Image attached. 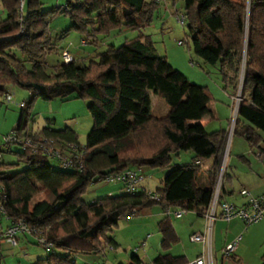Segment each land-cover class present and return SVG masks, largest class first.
<instances>
[{
    "label": "trees",
    "instance_id": "obj_1",
    "mask_svg": "<svg viewBox=\"0 0 264 264\" xmlns=\"http://www.w3.org/2000/svg\"><path fill=\"white\" fill-rule=\"evenodd\" d=\"M78 1L65 0L67 10L43 11L40 0H24L20 21L21 0H0L7 14L0 21V97L8 94L10 86L30 94L14 131L34 140L51 139L63 150L74 144L84 152L80 169L65 170L53 168L47 158L26 150L3 151L17 155L26 165L15 171L17 164L0 158L1 205L8 220H24L43 230L54 247L35 264H77V256L103 255L116 247L111 235L133 210L158 207L203 216L226 143L227 130L209 133L201 123L213 99L209 89L187 81L158 54L151 37L143 34L159 11L157 0ZM183 3L194 54L205 65H218L235 89L242 75L233 136L264 155V0ZM56 15L68 16L73 22L69 30L80 32L94 44L98 36L120 29L139 35L119 47L108 46L86 63L73 58L65 64L62 49L61 60L48 71L46 58L58 51L49 29ZM149 93L164 100L169 108L166 115H153ZM54 99L88 102L92 127L84 145L72 130H53L50 123L36 132L28 129L33 104ZM181 152H192L194 162L210 161L208 170L204 173L202 165L194 163L173 166L171 156ZM134 168L165 170L161 187L155 192L138 187L132 194L106 196L91 203L82 200L91 184ZM227 178L225 171L220 203ZM157 231L162 251L179 243L168 216L157 223ZM261 259L264 262V254ZM166 262L183 264L184 260L167 254L153 260V264ZM140 263L132 256L129 264Z\"/></svg>",
    "mask_w": 264,
    "mask_h": 264
},
{
    "label": "rangeland",
    "instance_id": "obj_2",
    "mask_svg": "<svg viewBox=\"0 0 264 264\" xmlns=\"http://www.w3.org/2000/svg\"><path fill=\"white\" fill-rule=\"evenodd\" d=\"M40 1L43 11L56 9L65 5V0ZM160 3L162 4L157 15L154 17L153 24L145 28L143 34L151 37L158 54L165 57L169 65L179 72L187 81L193 85L207 87L209 89L213 99L208 107L215 115L212 121H206L208 123L206 130L211 131L213 126L219 127V125H224V128L227 130L231 118L233 117L231 113L233 98L241 96L242 75L238 78L237 89H235L232 83L223 78L218 65L209 66L203 64L193 52L191 40L188 37L190 31L185 25L182 27L176 21V15L180 16L184 14L183 0H163V2L160 0ZM166 7L167 12L164 13ZM4 16L6 17L5 12ZM72 26L73 22L65 15H56L50 22V34L58 51L46 58L48 71L57 61L61 60L59 53L62 49H67L72 53V56L73 54H78L76 59L86 63L95 57L96 54L105 51L108 46L119 47L125 40L133 39L139 35L137 31L120 29L112 31L106 36H98L97 43L94 44L92 43V39H86L80 32L72 29L69 30ZM67 30V35L62 36ZM81 41H85L86 45L81 47ZM179 42H183V44L178 45ZM7 95L12 96L14 102L7 106L4 102L6 96L0 97V139L8 135L13 128L17 126L21 110L15 106V103H26L30 97L28 91L14 86H10ZM155 100L157 99L153 98V101ZM159 100L161 103L153 113L156 117H162L163 115L160 112V106H167L164 100ZM87 106V101L77 99L37 100L29 111L30 120L27 124L28 129H32L36 132L50 123V127L53 130H63L65 128L72 130L77 134L79 143L84 145L86 137L92 127V120ZM208 117L207 115L205 118ZM261 135L264 138V134ZM234 140H238L241 144H245L243 139L237 136L231 138L227 153L226 170L229 160L232 159L234 153L232 147ZM11 150L14 153L22 151L20 147L15 146L12 147ZM189 154L191 153L181 152L178 156L175 154L172 155V165L189 163ZM2 161L7 164H17L14 168L15 171L23 170L26 167L25 162L14 154H2ZM47 162L53 168H59L57 163L49 160ZM205 167L206 165L202 167L203 171ZM145 172L151 176L147 177L144 185H148L151 191L159 189L161 187L160 176L166 171L145 169ZM112 187L113 185L106 184L103 181L91 184L87 188L86 193L82 196V200L85 203H91L96 198L106 196L107 192L112 189ZM118 192L119 191H115V193ZM121 192L122 191H120V193ZM223 198L224 197L221 199V203H223ZM154 210L160 212L158 208H154ZM173 212L174 210H171V213ZM168 217L173 221V225L179 228L181 227L186 235L188 231H191L190 235L194 232L196 224L193 223V217H195L193 212L186 213L182 219H175L172 215H168ZM195 218L199 222L203 221L201 218ZM155 219L156 218L144 219L139 211L132 219H126L120 222L118 229L111 235V238H113L117 246L114 251L107 250L108 254L117 255V262H115V264H119V262H122V264H129L132 256H137L140 259V264H153V260L158 255L164 254L160 246L161 238L156 229ZM243 229H245L244 226ZM151 234H153L154 237L149 238ZM240 234L242 235V239L235 253L237 258L235 260H224L223 264H264L261 259L264 254V221L246 228V230H243ZM220 237L221 235L219 229H217L216 222L212 230L214 264H221L219 250L221 243ZM201 246V244L192 243L188 234L186 239H182L179 244L174 245L168 253L175 255L180 251H186L189 254H193L199 251ZM47 254L48 252H45L35 245L34 242L26 245V243L22 244L19 240L18 246L14 248L8 244H0V264H35L38 259L45 258ZM58 254L62 255L61 253ZM75 260L77 264H81L79 259Z\"/></svg>",
    "mask_w": 264,
    "mask_h": 264
},
{
    "label": "built area",
    "instance_id": "obj_3",
    "mask_svg": "<svg viewBox=\"0 0 264 264\" xmlns=\"http://www.w3.org/2000/svg\"><path fill=\"white\" fill-rule=\"evenodd\" d=\"M85 0H79L78 4L83 3ZM24 0H21L19 5V20L22 21ZM56 9L67 10V6L58 7ZM176 21L183 27L186 23L185 15H176ZM85 41H81V47L85 46ZM178 45H182L181 42ZM46 58V56H44ZM61 59L65 64H69L73 61L72 54L67 50L61 51ZM4 102L7 106L13 103V98L10 95H5ZM240 97L233 98V105L231 107V118L229 128L227 129L226 143L224 147V153L216 184L213 189V195L208 207L207 212L204 214L205 227L202 233H195L190 236L192 243H198L202 245V253L193 261L185 264H214L213 249H212V230L214 223L217 220L229 223L232 220H240L244 228H248L252 225L260 223L263 219L264 213V196L253 198L247 190L242 189L240 195L248 199V208L236 207L234 204L223 202L220 203L219 197L223 184V177L226 170L227 153L230 146L231 138L234 133V125L237 117L238 106ZM235 103V107H234ZM15 106L19 109L25 107V103H16ZM20 147L22 150L31 152L32 154H39L49 161L57 163V165L65 170H78L81 168V160L84 155L82 148H78L74 144L67 146L65 150L62 149L51 139L38 138L36 140L28 137L18 136V134L12 130L8 135L0 139V158L2 157L3 151H7L12 147ZM258 157L259 154L256 153ZM143 170L141 168H134L126 170L121 173L111 174L105 177L104 181L106 184H120L122 190L126 194H132L144 181ZM150 194V193H148ZM111 197V195H109ZM4 198V188L0 183V242H6L11 247L17 246V239L19 236L29 237L33 240L35 245L43 249L45 252H51L54 247L45 236L44 231L29 226L24 220H18L16 222L9 221L8 217L3 210L1 205V199ZM151 198L157 199L155 195H151ZM167 214H171L170 210L166 211ZM137 214V210H133L127 217V219L133 218ZM186 214L185 211H174L173 215L175 218H181ZM6 224V225H4ZM241 237H237L232 242L228 243L220 253L221 264L224 260H229L231 256L235 255L238 250ZM86 264V263H83Z\"/></svg>",
    "mask_w": 264,
    "mask_h": 264
},
{
    "label": "crops",
    "instance_id": "obj_4",
    "mask_svg": "<svg viewBox=\"0 0 264 264\" xmlns=\"http://www.w3.org/2000/svg\"><path fill=\"white\" fill-rule=\"evenodd\" d=\"M157 1L159 2L160 6H161L162 3H160V0H157ZM162 2H163V0H162ZM4 12H5V10L3 9V7L0 3V21L4 20L6 18L4 16ZM166 12H167V7L164 9V13H166ZM6 16H7V14H6ZM157 18H159V17H157ZM77 56H78V54L77 55L73 54V58L75 60H77L76 59ZM149 97L151 100L152 110L154 112V110L156 108H158V106L160 105L161 102H160L159 98H156V96L152 93H149ZM153 98H155L157 100L153 101ZM168 111H169V108H167V106H160V112L163 114L162 116L166 115ZM214 115L215 114L213 113V111L209 109V115H208L209 117L204 118L203 121L201 122L202 125L205 126V128H207V125H208V123L206 121H209V122L212 121L214 119ZM19 121H20V115H19L17 125L19 124ZM14 129L15 128H13V130ZM29 130L31 132H34L32 129H29ZM218 130H226V129L224 128V125H219V127L213 126V129L211 131H207V132L210 133V132H214V131H218ZM232 147H233L234 153H233L232 159L229 160L227 170H225L226 176L228 178L226 179V182L224 184L225 185V192L223 194V197H224L223 202H228V203L234 204L236 207H242L248 203V199L245 197H242L240 195V191L242 189L247 190L250 194V197H253V198H258V197L264 196V155H261L258 151L251 150L248 147L246 142H245V144H241L238 140H234ZM190 153L191 154H189L190 155V157H189L190 162L189 163H182L180 165H175V166L190 165L193 163L202 165V167L206 165V167L204 168V173H205L210 166V161H202L200 163L198 161L194 162V160H193L194 154L192 152H190ZM256 153L259 154L258 157L256 156ZM6 154H9V153H6ZM244 154H248V155H244ZM142 170H143V175L145 178H144V181L140 184L139 190L141 191L144 189L148 192H155L156 190H158V189H156L155 191H151L149 189L148 185H144V182L147 179V177H149L151 175L148 173L146 174L145 169H142ZM165 174H166V172L162 173L160 176L161 185H162V181L164 179ZM200 180H201V183L204 185V183H206V176L205 175L201 176ZM109 185H113V187H112V189H110L107 192L106 196H108V197H109V195L116 196V195L124 193L122 190V188H123L122 185H120V184H109ZM115 191H119V192L115 193ZM120 191H122V192L120 193ZM106 196H103V197H106ZM103 197H100V198H103ZM100 198H96L95 200L100 199ZM154 208H158V207H152V208H149V210L148 209H140V210H137V212L139 213V211H140L141 214L143 215L144 219L156 218L155 219L156 229H157V223L161 219L167 217L168 215H172L174 217L173 213L167 214L166 211H163L160 208H158L160 210V212H157L156 210H154ZM174 211H176V210H174ZM170 212H171V210H170ZM193 213H194L195 217L201 218L203 221L199 222L195 217H193V223L196 225H195L194 232L191 235H193L195 233L203 232L204 227H205L204 215L199 216L195 212H193ZM183 217H181V218H175L174 217V218L175 219H182ZM170 221H171V219H170ZM263 221H264V218L261 222H263ZM216 222H217V229H219V233L221 235V237H220L221 243H220V249H219L220 253H221V250L228 243L232 242L233 240H235L239 236L242 239V235L240 234V232H242L243 230H246V229H243V226H244L243 223L237 219L232 220L229 223H225V222L220 221V220H217ZM171 223H172V225L174 224L173 221H171ZM215 223H214V225H215ZM4 225H6V224H4ZM173 228L177 234L179 242H181L182 239L183 240L186 239L188 234H189V239H190V236H191L190 232L191 231H188V234L186 235V233H184V230H182L181 227L179 228V227L173 225ZM188 230H191V229H188ZM152 237H154L153 234H151L149 236V238H152ZM19 240L22 244L26 243V245L33 243V240L31 238L19 236L17 239V246H18ZM0 244L4 245V244H8V243L0 242ZM116 246H117V244H116ZM107 250L114 251L115 247L113 249L109 248ZM107 250L101 256H95V257H93V256H77V257H75V259H79L81 264H83V263H86V264H110V263L115 264V262H117V255L116 254H114V255L108 254ZM163 253L164 254H162V255L167 254L172 258H183V260H184L183 264H185V263L193 261L202 253V246L200 247L199 251H196L193 254H189L186 251H180V252L176 253L175 255L169 254L168 251L167 252L163 251ZM158 256H160V255H158ZM38 260H40V259H38ZM119 264H122V262H119ZM165 264H175V263L166 262Z\"/></svg>",
    "mask_w": 264,
    "mask_h": 264
}]
</instances>
